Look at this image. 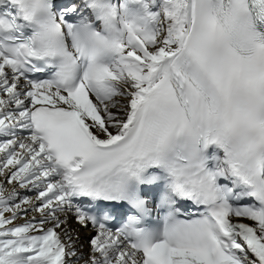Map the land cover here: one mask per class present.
<instances>
[{
	"label": "snow or ice",
	"instance_id": "6c2138e0",
	"mask_svg": "<svg viewBox=\"0 0 264 264\" xmlns=\"http://www.w3.org/2000/svg\"><path fill=\"white\" fill-rule=\"evenodd\" d=\"M70 220L85 264H264V0H0V264L83 259Z\"/></svg>",
	"mask_w": 264,
	"mask_h": 264
},
{
	"label": "bare ground",
	"instance_id": "6f19581e",
	"mask_svg": "<svg viewBox=\"0 0 264 264\" xmlns=\"http://www.w3.org/2000/svg\"><path fill=\"white\" fill-rule=\"evenodd\" d=\"M9 190H11V186H8ZM29 195H31L29 193ZM29 215H32V213H29ZM17 224L23 223V220H17ZM69 226L71 228L77 229V233L79 235V240L76 243V248L78 249V255H82L83 259H80L79 261H73V264H85V262L88 260V253H89V246L87 242V237L91 235L90 230L88 229H82L79 228L78 225H76L73 221H69ZM74 237L76 233L73 234Z\"/></svg>",
	"mask_w": 264,
	"mask_h": 264
}]
</instances>
